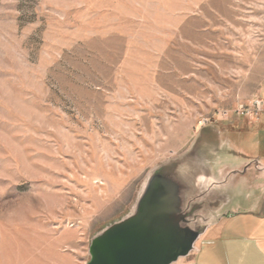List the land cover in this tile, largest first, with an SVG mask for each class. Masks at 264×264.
<instances>
[{"label":"rangeland","instance_id":"374dc122","mask_svg":"<svg viewBox=\"0 0 264 264\" xmlns=\"http://www.w3.org/2000/svg\"><path fill=\"white\" fill-rule=\"evenodd\" d=\"M263 80L264 0H0V264H87L165 164L219 192Z\"/></svg>","mask_w":264,"mask_h":264},{"label":"water","instance_id":"95a60500","mask_svg":"<svg viewBox=\"0 0 264 264\" xmlns=\"http://www.w3.org/2000/svg\"><path fill=\"white\" fill-rule=\"evenodd\" d=\"M195 165L157 168L134 212L92 238L87 264H173L188 256L211 224L200 223L202 213L221 201L212 185L203 189L209 173Z\"/></svg>","mask_w":264,"mask_h":264},{"label":"crops","instance_id":"0c3cea01","mask_svg":"<svg viewBox=\"0 0 264 264\" xmlns=\"http://www.w3.org/2000/svg\"><path fill=\"white\" fill-rule=\"evenodd\" d=\"M260 93L264 99V80ZM263 125L264 111L253 122L239 118L235 126L256 135L255 126ZM238 153L246 159L231 162L221 181L213 180L219 184L220 216L199 238L192 264H264V154L254 157L242 146Z\"/></svg>","mask_w":264,"mask_h":264},{"label":"built area","instance_id":"2783aa9c","mask_svg":"<svg viewBox=\"0 0 264 264\" xmlns=\"http://www.w3.org/2000/svg\"><path fill=\"white\" fill-rule=\"evenodd\" d=\"M264 109V99L261 97H255L250 105V108L248 106H241V110L243 113H251L250 111H256V112H261Z\"/></svg>","mask_w":264,"mask_h":264}]
</instances>
